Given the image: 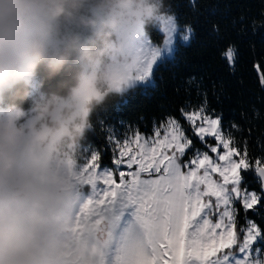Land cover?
<instances>
[{"label": "clouds", "instance_id": "obj_1", "mask_svg": "<svg viewBox=\"0 0 264 264\" xmlns=\"http://www.w3.org/2000/svg\"><path fill=\"white\" fill-rule=\"evenodd\" d=\"M167 11L166 0H0V264H89L81 147Z\"/></svg>", "mask_w": 264, "mask_h": 264}, {"label": "snow or ice", "instance_id": "obj_2", "mask_svg": "<svg viewBox=\"0 0 264 264\" xmlns=\"http://www.w3.org/2000/svg\"><path fill=\"white\" fill-rule=\"evenodd\" d=\"M159 24L163 46L154 45L149 37L142 41L131 85L119 93L138 83L155 87L153 68L160 66L158 61L175 59L177 34L185 45L193 38L192 27L181 29L175 15L161 17ZM214 30L219 32L218 26ZM235 53L232 46L224 53L230 66ZM207 112L206 97L191 111L180 109L198 139L203 142L211 136L217 142L207 145L216 159L195 149L184 163L192 140L180 122L168 116L154 126L152 136L133 131L118 138L109 128L114 168L101 166V150H91L83 160L82 183L88 190L77 223L81 230H89L87 239L93 242L89 264H264V218L258 224L247 217L250 210L259 215L258 206L264 207V166L257 161L255 168L262 192L241 189L240 171L249 168L247 143L241 151L230 133L225 136L221 117ZM237 203L245 213L239 228ZM105 220L106 227L98 231Z\"/></svg>", "mask_w": 264, "mask_h": 264}, {"label": "trees", "instance_id": "obj_3", "mask_svg": "<svg viewBox=\"0 0 264 264\" xmlns=\"http://www.w3.org/2000/svg\"><path fill=\"white\" fill-rule=\"evenodd\" d=\"M166 5L180 25L192 27L193 38L187 45L178 43L174 60L158 62L160 66L153 68L155 87L151 82L138 83L99 104L91 117L93 129L82 145L101 150V165L114 168L107 144L109 128L122 132L133 127L150 134L156 123L172 116L192 140V147L182 158L187 160L195 149L208 150L207 145L216 142L211 136L203 142L198 139L180 113L181 108H197L206 97L208 113L221 117L223 131L231 134L236 146L242 151L247 143L249 163L264 162V0H196L195 7L192 0H166ZM147 31L153 42H163L164 33L157 24ZM229 46L236 50L234 66L224 55ZM242 176V187L262 192L255 168L243 170ZM236 207L240 209L239 228L245 213L239 203ZM258 209L259 215L250 210L247 217L261 224L264 207Z\"/></svg>", "mask_w": 264, "mask_h": 264}, {"label": "rangeland", "instance_id": "obj_4", "mask_svg": "<svg viewBox=\"0 0 264 264\" xmlns=\"http://www.w3.org/2000/svg\"><path fill=\"white\" fill-rule=\"evenodd\" d=\"M167 14L168 15H174V14H172V13H168L167 12ZM178 22V21H177ZM157 25H158V27H159V29H160V24H159V22L158 23H156ZM179 24V23H178ZM180 25V24H179ZM180 27H181V29L183 28V26L182 25H180ZM148 37H149V39L151 40V38H150V36L148 35ZM164 39H165V36H164ZM152 41V40H151ZM164 41V40H163ZM179 42H182L180 39H179V34H177V36H176V43H175V45H174V47H177V45H178V43ZM152 43L154 44V45H157V46H163V42L162 43H160V44H157V43H155V42H153L152 41ZM158 62H160V61H158ZM157 62V63H158ZM155 67V66H154ZM152 77H153V74H152ZM152 79V78H151ZM193 109H195V108H192V107H190V108H187V109H185V111H191V110H193ZM207 114L208 115H211V116H213V118H215L216 116L215 115H213V114H211V113H208L207 112ZM175 118V117H174ZM177 119V118H176ZM178 120V119H177ZM179 121V120H178ZM163 122V121H162ZM162 122H160V123H156L155 124V126H158V125H160ZM180 122V121H179ZM181 124V123H180ZM182 125V124H181ZM183 127V126H182ZM222 127V126H221ZM184 129V128H183ZM133 131H138L137 129H135V128H133V127H126L125 128V130L124 131H122V132H120V130H117V131H114V133L116 134V136L118 137V138H122L123 137V135L125 134V133H127V135L128 136H131L132 135V132ZM185 131V130H184ZM141 133V132H140ZM142 135H144V136H152L153 135V131H152V133H150V134H143V133H141ZM224 134H225V136H227L229 133H225L224 132ZM185 135H187L188 136V138L190 139V136L185 132ZM161 136H163V132H161ZM213 138V137H212ZM205 139H206V137H205ZM205 141V140H204ZM217 142H215L214 144H211V143H209L210 145H213V146H215V144H216ZM91 150H98V149H96L95 147H92V146H90V145H82V147H81V163L83 162V160L85 159V158H87L88 156H90V152H91ZM201 152H208V154L210 155V156H212L213 157V159H216V154L215 153H212L211 151H210V149L208 148V150H201V149H199ZM193 156H194V152L192 153V155L190 156V158L189 159H187V160H183V162L184 163H187V161L188 160H190L191 158H193ZM234 159H238L237 157H234ZM257 161H259L260 162V166H264V162H262L261 160H257ZM257 161L254 163V164H250L249 163V161H248V163H249V167H253V168H256L257 167ZM219 163H221V164H223L224 162L223 161H219ZM102 166V165H101ZM102 167H104V166H102ZM108 167H112V166H108ZM121 170H127L126 169V166H122L121 167ZM244 169H242L241 171H240V174H241V177H242V180H243V176H242V171H243ZM218 177V174H216V176H214V178H217ZM241 189H244V187H242V185H241ZM85 190L87 191L88 189H87V187L85 188ZM247 190L248 191H255V190H253V189H248L247 188ZM259 194V193H258Z\"/></svg>", "mask_w": 264, "mask_h": 264}, {"label": "water", "instance_id": "obj_5", "mask_svg": "<svg viewBox=\"0 0 264 264\" xmlns=\"http://www.w3.org/2000/svg\"><path fill=\"white\" fill-rule=\"evenodd\" d=\"M255 176L257 177L258 180H260L258 173L256 171H255ZM260 182H261V180H260Z\"/></svg>", "mask_w": 264, "mask_h": 264}]
</instances>
